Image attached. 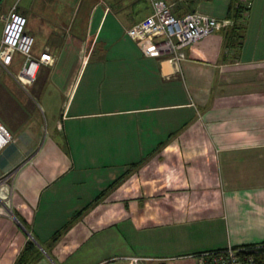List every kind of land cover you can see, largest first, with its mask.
<instances>
[{"label":"crops","instance_id":"1","mask_svg":"<svg viewBox=\"0 0 264 264\" xmlns=\"http://www.w3.org/2000/svg\"><path fill=\"white\" fill-rule=\"evenodd\" d=\"M25 1L1 24L14 6L31 55L52 59L27 87L10 75L0 86L15 217H0V264H197L201 251L263 244L264 0H249L238 47L214 31L179 70L125 34L148 0ZM165 1L175 17L218 19L228 2ZM21 64L13 53L11 72Z\"/></svg>","mask_w":264,"mask_h":264},{"label":"built area","instance_id":"2","mask_svg":"<svg viewBox=\"0 0 264 264\" xmlns=\"http://www.w3.org/2000/svg\"><path fill=\"white\" fill-rule=\"evenodd\" d=\"M150 13L125 30L140 52L146 57H165L176 70L185 59V48L194 41L229 26L226 18H215L198 10L190 11L180 17L171 13V4L165 0H148ZM25 17L14 11L12 6L5 14L0 35V67L20 87L34 78L37 67L48 64L52 55L43 50L37 57L31 55L33 38L24 31ZM13 53L22 56L18 72L10 70ZM9 138L0 126V144ZM12 173H0V217L15 220L12 212ZM264 246V243L261 244ZM197 264H257L252 253L243 245L201 251L195 255ZM134 264H142L143 258L130 257Z\"/></svg>","mask_w":264,"mask_h":264},{"label":"trees","instance_id":"3","mask_svg":"<svg viewBox=\"0 0 264 264\" xmlns=\"http://www.w3.org/2000/svg\"><path fill=\"white\" fill-rule=\"evenodd\" d=\"M249 8V0H228L224 18L229 19L231 24L226 26L221 30L222 37L224 40V45L226 47H238L241 44L243 38V20L247 14ZM124 177V172L119 175L116 179L108 183L102 190H100L93 199V202H96L99 198L107 194L114 185H116ZM89 204L83 207L80 212L85 211ZM78 212V211H77ZM29 245V244H28ZM26 245V249L27 246ZM246 247L248 252L251 247L254 245H243ZM252 253V252H250ZM257 264H264V255L260 253H252ZM22 259H16L14 264H22Z\"/></svg>","mask_w":264,"mask_h":264},{"label":"rangeland","instance_id":"4","mask_svg":"<svg viewBox=\"0 0 264 264\" xmlns=\"http://www.w3.org/2000/svg\"><path fill=\"white\" fill-rule=\"evenodd\" d=\"M14 2L15 3L18 2L19 5H23L26 3L25 0H1L0 1V33H1V29H2L1 16L5 13V10ZM2 18H4V17H2ZM6 74L7 73L3 74L0 72V86L1 87H9V85H10V81L8 80L9 75L8 74L6 75Z\"/></svg>","mask_w":264,"mask_h":264},{"label":"water","instance_id":"5","mask_svg":"<svg viewBox=\"0 0 264 264\" xmlns=\"http://www.w3.org/2000/svg\"><path fill=\"white\" fill-rule=\"evenodd\" d=\"M249 251L252 252V253H260V254L264 255V246L256 245V246L251 247L249 249Z\"/></svg>","mask_w":264,"mask_h":264}]
</instances>
